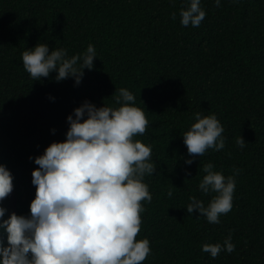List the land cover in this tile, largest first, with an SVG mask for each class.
I'll list each match as a JSON object with an SVG mask.
<instances>
[{
    "label": "trees",
    "instance_id": "trees-1",
    "mask_svg": "<svg viewBox=\"0 0 264 264\" xmlns=\"http://www.w3.org/2000/svg\"><path fill=\"white\" fill-rule=\"evenodd\" d=\"M188 3L0 0V164L14 177L17 215H30L34 159L66 138L68 115L85 100L118 107L114 93L127 88L149 121L134 139L151 145L157 167L144 177L152 201L143 202L137 239H149L151 253L142 264H264V0H221V7L201 0L206 16L198 27L180 23ZM45 42L69 56L93 45L94 69H85L78 86L73 78L57 82L55 72L33 80L22 53ZM197 112L217 116L225 147L188 165L182 135ZM208 163L236 180L233 207L218 224L186 211L191 197L207 206L217 195L199 189ZM10 199L2 202L4 219ZM0 236L7 246L3 230ZM229 236L232 253L212 258L202 251Z\"/></svg>",
    "mask_w": 264,
    "mask_h": 264
},
{
    "label": "clouds",
    "instance_id": "clouds-1",
    "mask_svg": "<svg viewBox=\"0 0 264 264\" xmlns=\"http://www.w3.org/2000/svg\"><path fill=\"white\" fill-rule=\"evenodd\" d=\"M214 3L222 6L221 0ZM180 16L183 26L198 27L206 11L201 0H189ZM96 58L91 44L72 56L63 48L50 50L46 42L22 53L23 67L33 80L55 72L57 82L73 78L76 86L82 82L85 69H94ZM114 94L118 107H98L85 100L68 115L66 138L52 142L35 157L39 167L32 172L36 193L30 215L13 212L4 219L7 209L2 202L13 191L14 177L0 164V230L7 238L5 246L0 236V264H142L147 259L150 241L137 236L145 211L143 202L152 201L144 177L156 173L157 167L151 159V145L134 138L145 133L149 121L131 91L120 88ZM194 118L196 122L182 135L191 157L185 160L188 165L208 149L225 147L224 127L215 114L202 116L197 112ZM236 142L241 149L246 145L243 136ZM203 171L206 175L199 189L217 195L207 206L191 197L186 211L198 212L209 223L218 224L220 216L233 207L235 176L214 171L212 163L204 165ZM234 250L231 236L223 244L202 246L212 258L221 251Z\"/></svg>",
    "mask_w": 264,
    "mask_h": 264
},
{
    "label": "rangeland",
    "instance_id": "rangeland-1",
    "mask_svg": "<svg viewBox=\"0 0 264 264\" xmlns=\"http://www.w3.org/2000/svg\"><path fill=\"white\" fill-rule=\"evenodd\" d=\"M11 194V199H10V203H9V208L11 209L12 213H16L15 210H14V199L12 198V192L10 193Z\"/></svg>",
    "mask_w": 264,
    "mask_h": 264
}]
</instances>
